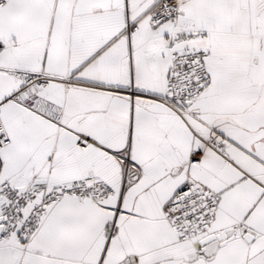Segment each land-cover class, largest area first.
<instances>
[{
	"label": "snow or ice",
	"instance_id": "obj_1",
	"mask_svg": "<svg viewBox=\"0 0 264 264\" xmlns=\"http://www.w3.org/2000/svg\"><path fill=\"white\" fill-rule=\"evenodd\" d=\"M0 264H264V0H0Z\"/></svg>",
	"mask_w": 264,
	"mask_h": 264
}]
</instances>
